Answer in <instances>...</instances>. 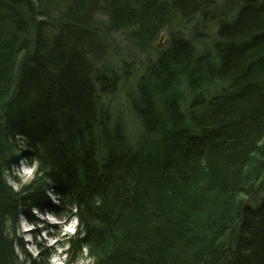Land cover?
<instances>
[{"label": "trees", "instance_id": "trees-1", "mask_svg": "<svg viewBox=\"0 0 264 264\" xmlns=\"http://www.w3.org/2000/svg\"><path fill=\"white\" fill-rule=\"evenodd\" d=\"M216 2L0 0V264H21L14 228L52 189L74 258L87 241L99 264H264V0H219L238 13L214 27ZM22 153L47 171L15 192Z\"/></svg>", "mask_w": 264, "mask_h": 264}, {"label": "clouds", "instance_id": "clouds-1", "mask_svg": "<svg viewBox=\"0 0 264 264\" xmlns=\"http://www.w3.org/2000/svg\"><path fill=\"white\" fill-rule=\"evenodd\" d=\"M17 139L23 140L24 136L21 134L17 137ZM28 148V144L23 143L21 147L17 149V152H24ZM46 171L47 169L43 167L41 158L33 157L30 159H21L18 165L13 164L10 169H5L3 175L6 183L11 186L13 191L21 192L27 186L33 185L37 180L43 181L45 179ZM48 183H51V181L49 180ZM48 195L51 197L53 202L59 203V198L55 192L49 190ZM32 212L37 216L57 222L55 216L52 214H48L46 217H44V213H42L38 207H34ZM77 223H79V221L74 220L73 226L68 228L67 231L75 233V225ZM34 227L35 225L31 224L26 217H22L21 227L17 230V234L23 236L26 241H32L34 239L33 236L25 235V233L31 232ZM47 235V232H45L44 237H47ZM86 235V232H81V237H85ZM56 243V240L50 241V244ZM70 247V244H66L64 247L59 248L55 254L49 257V264H67L69 256L67 254L61 255V253H65V250ZM28 248L29 251H31L35 256H39V250L34 245H28ZM16 252L20 256V259L24 260V254L22 253L19 246L16 247ZM88 253L89 247L87 245V241H85L84 246H82V254L83 257H86V259L82 258L79 261V264H99V261L103 258V253L99 250H97V252L93 255H89Z\"/></svg>", "mask_w": 264, "mask_h": 264}, {"label": "bare ground", "instance_id": "bare-ground-1", "mask_svg": "<svg viewBox=\"0 0 264 264\" xmlns=\"http://www.w3.org/2000/svg\"><path fill=\"white\" fill-rule=\"evenodd\" d=\"M216 1L217 2L214 4V6H211L210 8H208V12L210 13L209 17H210V19H212V21H210V22L208 21V23H209L210 26H214V27L217 25L218 22L222 23V25L225 24L226 22H228V21L231 20V16H234L236 13H238V10H237L233 14L230 15L229 14V8L227 7L228 5L225 7V9L220 10V8L218 6L219 5V2H218L219 0H216ZM220 11H221V13H223V14H221V17L222 18L219 21H217V19H218V16L217 15H219V12ZM211 22H213V23H211ZM190 101H191L190 95L187 98H185L184 101L181 100L180 108H181V111L182 112H184V110L186 109V107H188ZM117 110H118V108L116 107L114 110H112V114L116 113ZM118 111H121V110H118ZM138 142L139 141H137L135 143V146L138 145ZM123 145L125 146V148H130L131 147V144L130 143L123 144ZM21 157L22 156L19 157V160L17 162V165L19 164V162H20L21 159H24V158H29V159L30 158H33V157H30L29 155H26L23 158H21ZM51 191L55 192L56 195H57V197H59L58 194H57V192H56V189H52ZM48 192H49V190H48ZM47 201H48V203H50L49 199ZM247 202H248V205L244 208V205ZM39 206L40 205L33 206L31 208V212H32V209L34 207L40 208L41 212L43 210L47 209V202L43 205V208L42 207H39ZM250 206H252V196L251 195H247V196H245L243 198V201H242V204H241V213H244L245 210L246 209H249ZM42 213H44V217L47 216V213L46 212H42ZM22 215H24V217H26L31 224H34L35 225V227L31 230V232H28L26 234L27 235H30V233H31V235L33 236L34 239L32 241H29V242L31 243V245H34L39 250V253L40 254H39V256H35L31 251H29L28 245L30 243L27 242L28 243V245H27V243H25V241L21 237H18L17 236L19 239L22 240V242L24 243V246H25V248H24L20 244V242L18 241V239L15 237V239H17L16 242H15V251H16V247L19 246V248L21 249V251H22V253L24 254V257H25L24 260H22V261L19 260V261L21 262V264H26L27 261H29V260L31 261V259L33 258L32 255L35 258H38V257H40V255L44 251V254L45 255H47V253H48L47 257L44 256L45 257V261L44 262H45V264H47V262H49V257L52 256L53 254H55L54 252H51L52 251L51 248L48 249L49 251L47 250V237H44V233L47 232V219L46 218H42V220H40V217L37 216V215H36L37 216L36 217L33 214V212H32V215H29L27 213H22ZM22 215H20V217ZM56 221H58V222L51 221V224L48 225V227L50 229L51 228L52 229H58L60 227V225H61V222L64 221L63 220V216L60 217V218H57ZM69 221H70V218L66 219L65 222H69ZM41 224H43V226ZM77 224L79 225V223H77ZM53 246H54V244H53ZM16 254H17V252H16ZM81 254H82V252H81ZM18 257H20V256L18 255ZM32 264H37V262H32Z\"/></svg>", "mask_w": 264, "mask_h": 264}, {"label": "rangeland", "instance_id": "rangeland-1", "mask_svg": "<svg viewBox=\"0 0 264 264\" xmlns=\"http://www.w3.org/2000/svg\"><path fill=\"white\" fill-rule=\"evenodd\" d=\"M165 35H166V33H165ZM168 42V41H167ZM166 42V40H162V39H159V40H157L156 41V43H155V46H154V49H152L149 53H148V56L150 57V55H153V52H156V49H162L164 46H165V44L167 43ZM142 57V59L144 60V58H143V56H141ZM146 57V56H145ZM129 61H131V59L129 58ZM133 61H135L134 59H133ZM133 61H131V62H133ZM142 61H141V59H138V62H136V64H135V66H137L138 64L141 66V63ZM218 86V85H217ZM127 87H129V85H127ZM216 87V86H215ZM129 93H132V91L129 89V88H127V90H125V91H123V89H120L117 93H116V95L114 96V98H112V99H114L113 101H115V104H116V106H117V108H118V110H124V112H123V114H119V111L117 110L116 112H117V114L115 115V113H114V118H116L117 116H118V120L117 121H119L120 120V117H121V120H120V122H122V124H125L126 125V129H127V139H128V142L131 144V145H133V146H135V143L138 141V139H139V128H140V122H139V120H137V118L135 117V116H133L132 115V113H131V111L129 110V108H128V98H129ZM122 101H124V102H122ZM120 115V116H119ZM113 122H116V120H114ZM100 152H101V148H100ZM26 155H28L27 153H25V154H21V158H23L24 156H26ZM20 158V159H21ZM49 196V195H48ZM49 201H50V203L51 204H54V205H56L57 203H55V202H53L52 201V199H51V197L49 196ZM60 203H62V201L60 200ZM251 203V202H250ZM62 205H64V211H62L63 212V220H66V219H68V218H70V221L69 222H71V221H74L75 219L74 218H72V216H73V214L75 213V211L74 210H68V207H66V205L65 204H62ZM34 214V213H33ZM35 215V214H34ZM36 216V215H35ZM22 217H24V215H22L20 218H19V221H18V223L16 224V227L14 228V230H15V235L16 236H18V237H21L24 241H25V243H30L29 241H26L25 239H24V237L23 236H20V235H18L17 234V230L21 227V221H22ZM37 217V216H36ZM68 222V223H69ZM51 224V221L50 220H48L47 219V226L48 225H50ZM42 226H43V224H41ZM71 226H69V228H70ZM25 235H27L26 233H25ZM30 235H31V233H30ZM62 239H63V237H62ZM27 243V244H28ZM29 245H31V243L29 244ZM44 247V246H43ZM52 249V251L51 252H53V250L54 249H57V244L56 245H54L53 246V244H50V240L48 241L47 240V250L48 249ZM60 248V247H59ZM49 251V250H48ZM89 255H91V253L89 252L88 253ZM32 255V254H31ZM47 255H48V253H47ZM47 255H45L44 254V251H43V253L40 255V257H38V258H35L33 255H32V259H31V261L29 260V261H27V263L26 264H32V262H37V264H45V257H47ZM45 256V257H44ZM69 256H71L72 257V253H70L69 254ZM20 258V257H19ZM82 258H84V259H86V257H83V254H79V255H77V257H72V260L70 261V263L69 264H79V261L82 259ZM24 259H25V257H24ZM20 261H22L21 259H20ZM49 264V263H48Z\"/></svg>", "mask_w": 264, "mask_h": 264}, {"label": "water", "instance_id": "water-1", "mask_svg": "<svg viewBox=\"0 0 264 264\" xmlns=\"http://www.w3.org/2000/svg\"><path fill=\"white\" fill-rule=\"evenodd\" d=\"M164 38V37H163ZM248 205V202L244 205V208Z\"/></svg>", "mask_w": 264, "mask_h": 264}]
</instances>
